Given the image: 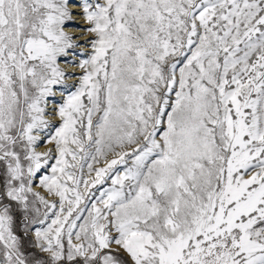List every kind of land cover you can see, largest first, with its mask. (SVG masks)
Returning a JSON list of instances; mask_svg holds the SVG:
<instances>
[{
	"label": "snow or ice",
	"instance_id": "1",
	"mask_svg": "<svg viewBox=\"0 0 264 264\" xmlns=\"http://www.w3.org/2000/svg\"><path fill=\"white\" fill-rule=\"evenodd\" d=\"M0 264H264V0H0Z\"/></svg>",
	"mask_w": 264,
	"mask_h": 264
},
{
	"label": "rangeland",
	"instance_id": "2",
	"mask_svg": "<svg viewBox=\"0 0 264 264\" xmlns=\"http://www.w3.org/2000/svg\"><path fill=\"white\" fill-rule=\"evenodd\" d=\"M77 23L78 24H83V21L80 18H77ZM68 30H69V32H71L73 34H75L77 36H80L82 39L85 38V37H83V34L80 32L79 28L74 27V28H70ZM69 70L70 71H74L75 69H71L70 68Z\"/></svg>",
	"mask_w": 264,
	"mask_h": 264
}]
</instances>
